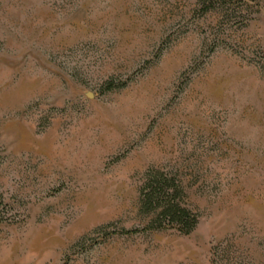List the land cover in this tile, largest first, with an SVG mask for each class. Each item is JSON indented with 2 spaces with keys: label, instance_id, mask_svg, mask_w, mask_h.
<instances>
[{
  "label": "rangeland",
  "instance_id": "rangeland-1",
  "mask_svg": "<svg viewBox=\"0 0 264 264\" xmlns=\"http://www.w3.org/2000/svg\"><path fill=\"white\" fill-rule=\"evenodd\" d=\"M0 264H264V0H0Z\"/></svg>",
  "mask_w": 264,
  "mask_h": 264
},
{
  "label": "trees",
  "instance_id": "trees-1",
  "mask_svg": "<svg viewBox=\"0 0 264 264\" xmlns=\"http://www.w3.org/2000/svg\"><path fill=\"white\" fill-rule=\"evenodd\" d=\"M153 172V185L142 191V203L158 209L153 219L157 227H172L180 233H188L196 223V216L179 203V186L166 177L162 178L156 170Z\"/></svg>",
  "mask_w": 264,
  "mask_h": 264
},
{
  "label": "water",
  "instance_id": "water-1",
  "mask_svg": "<svg viewBox=\"0 0 264 264\" xmlns=\"http://www.w3.org/2000/svg\"><path fill=\"white\" fill-rule=\"evenodd\" d=\"M86 95H87L88 97H90V96H91V93H90V92H86Z\"/></svg>",
  "mask_w": 264,
  "mask_h": 264
}]
</instances>
